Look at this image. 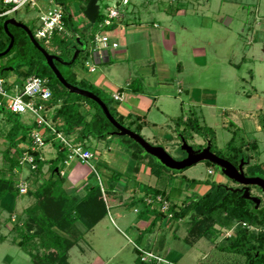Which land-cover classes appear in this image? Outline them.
<instances>
[{
	"label": "rangeland",
	"instance_id": "obj_1",
	"mask_svg": "<svg viewBox=\"0 0 264 264\" xmlns=\"http://www.w3.org/2000/svg\"><path fill=\"white\" fill-rule=\"evenodd\" d=\"M62 1L67 6L71 16V26L75 33L92 35V44L88 45L87 55L82 66L79 64L63 65L60 68L65 76L73 74L77 80L81 81L82 79L79 77L85 72H89L86 62L91 63L90 53L95 35L107 34L110 39L112 36V40L115 39L119 43V48L122 49L127 48V45L121 36H115L113 39L114 29L108 30L107 27H103L100 28L101 30L98 28L93 34L90 33L88 30L90 23L84 17V9H82L85 0ZM114 1L99 0V13L105 17ZM39 5L49 6L48 0H39ZM121 9H123L121 14L131 19L134 28H138L141 23L149 28V22L156 20L159 24L158 31L167 29L175 35L176 54L163 50L166 66L162 72L157 73L156 70L154 78L160 80V75L163 74V78L167 79L166 85L171 92V97L166 99L165 103L158 105L159 112H153L155 116L162 117L160 118L162 121H157L159 126L153 128L150 125L142 129L139 133L141 137L151 145H160L174 160L183 159L186 152L181 148L179 138L183 126H178L177 120L193 113L213 130L216 149L223 150L231 138L232 130L238 129L239 134L245 140L256 141L259 154L257 160L264 161V134L260 130L259 124V115H264V0H132L130 4ZM3 10L4 8L0 7V11ZM177 10H182L184 13L179 14ZM168 15L170 19L166 18ZM10 17L14 18L16 23L29 29L32 34L40 26L39 11L29 5H25L16 13L7 16V18ZM0 21L3 25L6 18L0 19ZM12 27L15 31L18 29L24 31L20 27ZM130 27L128 26V28ZM25 34L27 35L26 32ZM6 35L9 42L6 47L1 49V53L7 50L10 43V38L7 33ZM71 35L75 34L71 29H68L67 35L55 34L54 36L69 43L74 54L76 50H81L87 42L84 38L77 42L76 38H72ZM5 39L6 37L2 38L4 43H6ZM37 43L48 54L59 59L58 51L51 41L48 46L44 44L43 40H37ZM12 57L13 53L7 54V52L0 57V67L16 68L19 60H14ZM126 58L128 61H122L118 65L122 83L125 78H133L134 85H136L138 84L136 77L140 75H135L136 77L133 76V73L131 77L127 75V69L130 67L132 70V66H136L130 59L129 50ZM43 63L47 65L45 58ZM109 66V64L101 63L96 65V69L98 71L105 70ZM9 74L4 76L7 80L6 89L10 95H13L20 91L21 78L15 71L10 74L12 77ZM82 81L85 83L83 87L89 89L88 81ZM177 81L180 82L181 93L176 92ZM157 87V85L154 88L145 86V91L157 92ZM99 92L105 101L112 104L113 95L109 90L101 89ZM166 107H170V110H165ZM162 112L163 114H161ZM166 114L171 116L167 119L165 118ZM2 115H0V176L16 179L17 182L25 180L28 185L32 184L31 187L35 188L41 183V179L36 181L26 166L15 169L12 174L8 171L3 152L8 146L6 134L10 125L6 121L5 115ZM23 120L25 124L32 122L28 117ZM123 125L128 126V122L123 120ZM135 126V124L132 125L130 130H135ZM186 140L194 151L204 150L209 144L206 138L198 135H194L193 141ZM82 144L93 154V158L87 165H80L76 161L64 164L61 168L64 179L68 182L79 180L88 186L99 185L101 182L103 190H105L104 195L106 194L107 215L93 231L87 233L84 239L79 242V246L83 247L85 254L80 256L78 247H74L70 252L69 262L70 264L87 263L93 257L99 256L103 260L109 259L106 264H137L134 238L126 232V226L138 218L136 213L141 214L148 210L144 207V203L141 204L136 199H125L127 198L125 193L122 194L119 191L112 195L108 186L115 180V182H118L117 180L132 182L134 180L132 168L138 162L142 163L144 159L142 156L146 154L143 151L140 153L141 157L133 158L132 153L140 152V149L129 141H123L120 136L89 137ZM21 146L22 143H18V148ZM58 146L57 142L47 145L42 150L44 158L46 160L54 159ZM253 154L251 150L246 152L239 164L241 165L240 172L244 173L245 165L253 162V158L248 157ZM147 159L149 158L147 157ZM209 164L213 170L212 175L208 174L209 165L206 164V161L194 164L184 171H172L158 163L162 167L160 176L140 175L138 186L145 188V191H142V194H146L145 196H154V190H159L164 193V198H168L170 203L179 205L178 197L181 194H194V186L199 185L196 191L197 197H199L210 190L212 183L217 185L214 178L217 175H222L220 168L216 164ZM42 176L43 179L47 178L48 172L43 173ZM191 180H196L198 183L192 187L189 185ZM224 182L225 184L221 185L230 190L242 191V193L247 187L226 177ZM83 187V185L73 186L71 190L67 188L66 191L70 193L75 189L73 192L79 194L77 196H81ZM247 189L248 197L257 201L253 202V210L257 213L264 211L262 189L257 186H248ZM200 191L203 194H200ZM27 200L28 196L24 195L23 201ZM120 203L121 207L113 208ZM20 207L21 200L19 199L12 213L4 208L0 209V234L6 237L4 242H0V264H34L30 256L14 243L16 233L13 228L19 226L16 217L25 218ZM148 209L151 210L149 207ZM156 210L160 211L158 208ZM120 214L125 215L121 221L116 218ZM149 217L156 220L155 229L160 226L163 220H167L163 222L161 228H157L159 230L154 234V239L158 244L161 241L165 251L170 253L172 264L222 262L214 248L222 245L225 238L232 236L234 231V229L230 232L227 229L214 226L212 233L216 238L215 241L202 238L191 243L190 240H185L189 226L187 218L180 222L175 230L174 227L172 228L176 222L173 219L166 216L162 218L152 212ZM116 250L119 251L113 255ZM154 254L157 255V253ZM78 258H80L79 261Z\"/></svg>",
	"mask_w": 264,
	"mask_h": 264
},
{
	"label": "trees",
	"instance_id": "obj_2",
	"mask_svg": "<svg viewBox=\"0 0 264 264\" xmlns=\"http://www.w3.org/2000/svg\"><path fill=\"white\" fill-rule=\"evenodd\" d=\"M87 1H84V5H86ZM57 2L63 6L66 13L64 18L66 32L71 29L72 33L75 34L74 36L71 35L72 38L77 37L79 42L84 38L87 44H84V51H79L72 63L64 65L60 62H54L56 69L68 84L88 91L99 98L106 106L109 114L119 124L123 125V118L116 114L110 102L102 98L98 89L89 84V89L84 88L85 83L82 80H77L73 74L65 76L60 70L63 65L73 66L79 64V66H82L83 60L87 55L88 45L92 44V35H87L86 33L76 34L71 26V16L68 13L67 6L62 0H57ZM84 5L82 9L85 8ZM103 19L104 16L99 13L95 23L88 24V30L91 34L98 28L107 27L108 30L116 28V21H113L108 27L103 24ZM12 26L14 25L8 24L6 28L13 38L12 46L7 54L13 53L12 58L19 60L16 68H13L14 70L12 69V71H15L20 78H26L32 74L47 78L48 86L52 93L47 107L52 108L59 104V107L51 115L57 130L63 132L67 137L75 135V142L80 144L89 137L104 138L113 132L115 129L97 103L86 97L70 93L65 89L51 69L43 63V55L33 46L25 32L21 29L15 31ZM4 30L2 21H0V54L1 49L6 47L9 42ZM5 37L6 43L2 40ZM51 42L58 51L59 60L69 63L73 57V50L69 46L70 44L58 38V36H54ZM2 56L0 55V57ZM4 67H0V77L8 74ZM2 113H4L3 115H5L6 121L10 125L6 134L8 146L4 150L3 155L8 171L12 174L15 169L21 167L19 158L23 150L18 148V143L27 141L28 133L35 127V124L33 122L25 124L22 116L11 114L6 109L0 108V115ZM259 124L260 130L264 134V115H259ZM132 125L133 122H130L126 127L131 129ZM177 125L183 126L180 134L185 139H192L194 135L206 138L210 145V151L217 157L232 164L235 168H238L246 152L251 150L255 155H249L248 157H252L253 162L245 165L244 173L248 177H258L264 180V161L257 160L259 154L256 141L249 142L245 140L239 134L238 129L232 130L231 138L224 149L218 150L214 146L215 135L213 130L200 121L198 117L193 114H190L185 120L181 117L177 120ZM140 129L141 125H136L135 130L132 131L139 133ZM120 137H122L123 141H129L140 149V152L132 153L133 158L142 156L140 153L143 150L137 143L126 136ZM48 141L49 139L46 140V142ZM34 155L36 170L30 172L32 177L36 181L42 177L44 166H48V177L42 179L41 183L35 188L31 187L32 184L28 185L29 188L26 195L32 196L34 203L30 208H27L24 219L19 216L16 217L19 226L13 228L16 233L14 242L30 256L34 264H67L68 251L75 241L61 236L55 230L67 236H75L77 233V230H75L76 223H81L86 232L92 230L107 214L103 196L99 185L89 186L83 196L69 195L67 193L64 189L65 179L61 176L65 155L59 149V146L54 159L39 160L37 155ZM146 155L142 157L149 158L150 174L159 177L162 167L155 162L154 158ZM206 164L211 166L207 161ZM197 183L196 180H191L189 185L193 187ZM17 184L16 179L0 176V207H2L0 209L4 208L9 213L13 212L16 200L21 196L19 195ZM108 188L110 190L113 189V183ZM153 193L155 196L160 195L164 198V193L159 190H154ZM165 200L168 201V198H165ZM137 202L144 203L142 198L137 200ZM180 204L169 202L167 212H160L156 209L149 210L148 206L145 205L144 207L162 218L167 217L168 214H171V219L174 221L187 218L189 226L185 240L188 239L191 243L202 238L215 241L216 238L212 233L214 226L227 230L234 229L233 235L225 238V242L222 245L217 246L216 249L213 247L222 261L214 264H264V211L261 213L255 212L252 208L253 202L243 198L242 191L230 190L221 184L215 185L212 183V187L204 195L187 198ZM4 239L5 236L0 234V242ZM136 263L145 264L139 261L138 256ZM207 264H212V262Z\"/></svg>",
	"mask_w": 264,
	"mask_h": 264
},
{
	"label": "crops",
	"instance_id": "obj_3",
	"mask_svg": "<svg viewBox=\"0 0 264 264\" xmlns=\"http://www.w3.org/2000/svg\"><path fill=\"white\" fill-rule=\"evenodd\" d=\"M122 10H121V13L123 12ZM177 12L179 14L184 13L182 10H177ZM166 18L170 19L169 15L166 16ZM116 22H117L116 28L112 32L114 34L113 39L115 36L123 37L125 40V45H127V48L122 49V48H119L120 46H118V48L113 49V50L107 49L106 53H105V59L102 63L109 64L110 66L108 68H106L105 70H99L98 71V69H96L95 72H93V73H90V72L86 73L84 71L85 74L81 75L79 78L82 80L88 81L89 85L93 86L94 88L98 89L99 91L101 89H107L112 93V95H115L118 93L121 96V99L120 100H114V98H113L111 107L114 109V111L116 112L117 115H119L123 118V120H126L128 123L133 122V125L134 124L135 125H141V129L139 131V133H140L142 129H144L150 125L153 128H156L157 126H159L157 124V121H162L160 119L162 117L155 116L153 112H159L158 109L160 107L158 105H160V103H165L166 99L171 97L170 96L171 92L169 91V89L167 88V85H166L167 79L163 78V74L160 75V77H161L160 80H158V79L155 80L154 78L156 76L155 71L157 70V73L159 71L162 72V71H164V68L166 66L165 60L163 57V50L165 49V50H167V52H173L174 54H176V49L174 46V39H175L174 36L175 35L172 32L170 33L169 30H167V29L162 30V31H158L159 24L156 20L149 22V28H147V26H143L142 23L140 25L138 24L139 25L138 28H136V27L134 28V24H133V22H131V19L121 14L120 19ZM169 22H170V20H169ZM128 26H131V27L128 28ZM111 41L117 42L115 39L112 40V36H111ZM120 49H122V50H120ZM128 50H129V55L131 57L130 59L133 63H135L136 66H132L133 67L132 70H130V67H129L127 69V75H129L130 77L132 76V73H133V76L140 75L137 77L135 76L136 79L138 80V84H136V85H134L133 78H125V80L122 83V76H121V73L119 72V69H118V67H120V66H118L119 63H121L122 61H124V62L128 61L126 58L128 56ZM114 65H117V66H114ZM5 69H7L8 72L12 71V68H5ZM155 85L158 86L156 88L157 92L145 91L146 90L145 86L147 88L148 87L154 88ZM176 85H177V91L176 92L181 93V91L179 89L180 82L177 81ZM57 107H59V104H57L56 106L51 108V111H50L51 115L53 114V112H55ZM163 109H165V108H163ZM165 110H170V107H166ZM91 112H93V110H91ZM161 114H163V112ZM190 114H193V113H190ZM193 115L196 116L195 114H193ZM165 116H166L165 118L168 119V117H170L171 115L166 114ZM188 116L189 115L185 116L183 118V120H185ZM121 126L127 128L124 125H121ZM112 133L113 132L109 133L107 136H118V135H114ZM139 133H137V134L140 135ZM71 138H73L75 140V135H72ZM179 138H180V146H182L183 143H185L187 146L191 147L188 144L187 140L181 134H179ZM193 138H194V136H193ZM193 138L190 140L193 141ZM152 146H155V145H152ZM155 147H160L161 149H163L160 145H156ZM191 148H192V150H194L193 147H191ZM163 151L165 153H167L164 149H163ZM185 157L183 159H185ZM154 160L156 161V163H159L156 159H154ZM180 160H182V159H180ZM180 160H177V161H180ZM142 161H143L142 163L138 162V164L132 168L133 176H134V180L132 182H130V183L121 182V180H117L118 182H115V183L112 182L113 183V189H111L112 195L115 193H118L120 191V193H122V194L125 193V195L127 197L125 199H128V200H130L131 198L139 200V199L145 197L146 194L145 193L142 194V191L145 188L143 189L141 186H138L139 185L138 184L139 183L138 178L140 175H147V174L150 175L149 159H147V157H144V159ZM80 165H83V164H80ZM209 169H212L211 166H209ZM47 170H48V166H44L42 169V173L47 172ZM61 176L64 178L63 172H61ZM225 177L226 176L223 174L217 175L214 178V181L217 184H225V182H224ZM40 179L42 180L43 176L40 177ZM99 184L102 185L101 182ZM81 185L84 186L81 189L83 192V194L81 196H83L85 194V192L87 191V188L89 186L85 183H81L79 180L78 181H76V180L72 181L71 180V182L65 181L64 182V189L66 190L67 188H69L71 190V188L73 186L79 187ZM198 188H199V185L194 186V188H193L194 194H188V193L184 194V195L181 194L178 197L177 201L181 203L182 201H184L187 198L196 197L197 196L196 191L198 190ZM73 191L70 193L69 192H67V193L69 195H79V194H75L74 193L75 191L74 192ZM104 193H105V190H103L102 196H103V200H104V203L106 206V202H105V198H106L105 195L106 194L104 195ZM200 194H203V193L200 191ZM23 196L24 195L20 196L16 200L15 206H17V203L20 199L21 200V207L20 208L24 214V217H26V210H27V208H30L32 206V204L34 203V198L32 196H28V200L26 202H24ZM128 197H130V198H128ZM121 205L122 204L120 203L118 206L113 207V208L121 207ZM134 212H136V211H134ZM145 212L146 211L142 212L141 214L136 213L138 215V218L134 219L132 223H130L129 225L126 226V232H128L130 235L133 236L134 244L136 246H138V247H140L146 251H152L153 253H157V255L163 257L166 261L173 263V260L170 259V257H169L170 253H167L165 251L164 245L161 243V241L158 244L156 242V240L154 239V236H155L154 234L156 233L157 230H159L157 228H161L163 222H165L167 220H163V222L160 223V226L155 229L156 224H157L156 220H154V219L152 220L149 217L150 212H148V211L146 213ZM139 214H140V216H139ZM124 216L125 215L120 214L116 218L119 221H121V219L124 218ZM184 219H186V218H184ZM184 219L177 220L176 222H174L172 228L174 227L176 230L179 226V223L182 222ZM99 222H101V220ZM99 222L92 228V230H90L88 232L85 231V228L81 223H76L75 224V230H77V233L79 232V234L76 233L75 236H67L64 233L55 230L61 236L67 237L70 240L73 239L75 241L73 246L68 251L67 264H70L69 256H70L71 250L74 247H78V253L80 254V256L85 254L84 253L85 250L82 249L83 247L79 246V242H81V240L84 239V237L87 235V233L93 231L94 228H96L98 226ZM80 234H81V236H80ZM2 236H4V235H2ZM5 240H6V237L2 242H4ZM14 243L16 244V242H14ZM118 251L119 250H116L113 255H115ZM79 259L80 258H78L77 260L79 261ZM108 260L109 259L103 260L99 256H96V257H93L91 261H88L87 263H81V264H106V262Z\"/></svg>",
	"mask_w": 264,
	"mask_h": 264
},
{
	"label": "built area",
	"instance_id": "obj_4",
	"mask_svg": "<svg viewBox=\"0 0 264 264\" xmlns=\"http://www.w3.org/2000/svg\"><path fill=\"white\" fill-rule=\"evenodd\" d=\"M130 2L131 0H115L112 7L107 10L103 24L110 26L114 20L118 21L121 17V8L127 6ZM48 4L49 6L44 7L39 5V0H0V7L4 8L3 11H0V19H14L12 17L7 18V16L16 13L25 5L36 8L39 11L40 26L32 35L36 42L37 40H43L44 44L48 46L55 34H68L64 26L66 13L63 6L57 0H48ZM118 46L119 43L111 41L107 34L95 35L90 53L91 63L86 62L88 71L90 73L95 72L96 65L104 61L106 50L109 48L116 49ZM8 73L11 74L12 71ZM10 77L12 76L10 75ZM20 81V91L10 95L6 89L7 80L4 77H0V108H4L11 114L22 116L25 119L28 117L35 124V127L28 133L27 141L22 143L20 147L23 150L19 158L20 166H26L30 172L36 170L34 154L37 155L39 160H44L42 150L54 142L58 143L59 149L65 155L64 164H68L70 161H76L83 165L89 164L93 154L88 149H85L82 144L75 142L73 138L67 137L63 132L58 131L56 124L52 121L51 108L47 107L52 97L47 78L32 74L26 78H21ZM113 98L114 100H120L121 96L117 93L113 95ZM47 139H49L48 142H46ZM208 174H213V170L209 169ZM99 186L103 193V186L100 184ZM17 189L19 195H26L28 183L25 180L19 181ZM143 202L151 209L158 208L160 212H167L169 209V202L160 195L145 196ZM167 218H171V214H168ZM229 231L232 232V229ZM134 248L141 263L172 264L163 257L136 245Z\"/></svg>",
	"mask_w": 264,
	"mask_h": 264
},
{
	"label": "water",
	"instance_id": "obj_5",
	"mask_svg": "<svg viewBox=\"0 0 264 264\" xmlns=\"http://www.w3.org/2000/svg\"><path fill=\"white\" fill-rule=\"evenodd\" d=\"M99 0H88L84 11L83 15L86 18V20L90 24H94L95 20L99 14V5H98ZM14 25L17 27H20L24 29V31L27 33L28 38L30 39L31 43L33 44L34 47L43 55V57L47 61V66L51 69V71L54 73L55 77L57 80L60 82V84L67 89L70 93L77 94L83 97H86L95 103L101 108L103 114L109 121V123L113 126L115 129L112 134L118 135V136H126L130 139H132L135 143H137L144 151L145 154L150 155L154 159H156L163 167L172 170V171H182L186 168L191 167L194 164L200 163L202 161H207L209 163H213L219 166V170L223 175H225L227 178L235 181L237 184L242 185L244 187L248 186H257L262 189V192L264 193V180L258 177H247L244 175V173L240 172L241 165L238 166V168H235L232 164L227 162L224 159H221L217 157L214 153L210 151V145L208 144V147L204 150L200 151H194L192 150L191 147L187 146L185 143L181 146L183 151L186 152V157L185 159H182L180 161H176L173 158H171L167 153L163 151L160 147H155L147 143L140 135L137 133L132 132L131 130L121 126L108 112L106 106L103 104V102L97 98L95 95L88 91H84L81 89H78L77 87L71 86L68 84L64 78L60 75L58 70L56 69L54 62H60L61 64H70L73 62V60L76 58V55L78 54L79 51H84L82 48L81 50H76L73 54V57L69 63H65L60 61L56 56L48 54L43 48H41L36 40L33 38V35L29 29L26 27L20 25L19 23H16L15 19H9L6 20L3 23V27L8 34L10 38V43L7 48V50L4 53H1L0 55H4L10 47L12 46L13 38L11 35L7 32L6 28L7 25ZM79 42V41H77ZM7 71V69H5ZM245 189V191L242 193V197L245 199H249L250 201L256 203V199L248 197L247 191L248 189Z\"/></svg>",
	"mask_w": 264,
	"mask_h": 264
}]
</instances>
